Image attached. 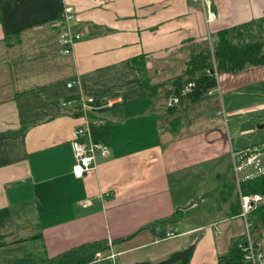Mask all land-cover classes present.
<instances>
[{
    "label": "crops",
    "instance_id": "obj_1",
    "mask_svg": "<svg viewBox=\"0 0 264 264\" xmlns=\"http://www.w3.org/2000/svg\"><path fill=\"white\" fill-rule=\"evenodd\" d=\"M67 3L83 31L71 53L61 52L56 23ZM211 8L208 20L203 0H0V264L102 241L109 247L83 264L157 262L191 244L190 264H217L245 233L234 213L240 190L220 194L219 176L235 152L264 147V64L222 72L203 102L214 112L202 104L204 123L180 132L160 122L162 101L136 60L146 58L156 86L221 28L264 16V0H211ZM81 93L94 97L90 114L100 121L91 134L109 153L76 175ZM259 172L246 166L239 180Z\"/></svg>",
    "mask_w": 264,
    "mask_h": 264
},
{
    "label": "trees",
    "instance_id": "obj_2",
    "mask_svg": "<svg viewBox=\"0 0 264 264\" xmlns=\"http://www.w3.org/2000/svg\"><path fill=\"white\" fill-rule=\"evenodd\" d=\"M217 33L218 38L215 42L212 44L207 42L192 50L189 63L181 73L156 86L148 72L146 58L143 55L136 57L148 90L153 95L160 96L162 110L158 118L165 129L178 130L189 121L185 117L198 114L201 110L198 106L203 104L209 90L217 89L220 84L219 76L222 72H237L253 65L264 64V16L257 20L221 28ZM215 64L218 77L214 70ZM190 82H193V85L187 89ZM219 179L220 194L227 197L234 195L237 189L243 193L260 192L264 194V172L238 181L233 169L224 177L219 176ZM238 206L239 208L234 213L242 215L240 199H237ZM181 211L183 209H178L172 221L179 220L182 215ZM248 219L251 222L252 238L257 247L260 243L259 239L264 235V202L251 209ZM246 238V233L234 237L228 251L218 256L217 264H244L247 261L244 247L247 243ZM5 244L6 241L0 240V246ZM108 247V241L87 243L56 257L38 258L36 255L17 257L8 260L7 264H83L92 259L94 250H105ZM194 247L195 244H191L176 250L157 262L144 260L129 264H190Z\"/></svg>",
    "mask_w": 264,
    "mask_h": 264
},
{
    "label": "built area",
    "instance_id": "obj_3",
    "mask_svg": "<svg viewBox=\"0 0 264 264\" xmlns=\"http://www.w3.org/2000/svg\"><path fill=\"white\" fill-rule=\"evenodd\" d=\"M205 2L206 11L208 12V20H212L216 17V13L211 8V0H203ZM78 19V16L70 4H65L62 8L60 15L56 19V23L61 25L64 28V31L61 32V52L71 53L74 50L76 41L83 36L82 29H74L75 22ZM210 41L211 38L209 37ZM212 44V42H211ZM215 74L218 77V70L215 64L214 67ZM74 82L69 81L68 86H72ZM193 85V82H190L187 85L189 89ZM220 88V84L217 89ZM215 89L209 90L211 93ZM175 99H177L175 97ZM94 101L93 96H88L85 94H80L79 96V109L80 115L83 118V122L78 124L75 129V138L71 140L72 149L75 156V163L73 165V172L76 175H83L88 170L97 167V156L99 154L107 155L109 153V146L105 143L99 142L92 137L91 134V124L94 122L100 121L99 118L93 117L90 114L92 103ZM112 100H110V103ZM82 135H87V140H82L80 137ZM264 149V147H263ZM261 148H249L240 152H235L233 155V169L235 170L236 176L239 181V171L244 167L249 165H254L258 167L262 172L264 170L261 167V161L259 155L261 154ZM240 199L242 205V216L246 221V239L247 243L244 246L246 253L245 258L246 262L244 264H264V252L257 246H255L252 233H251V222L248 219V214L252 208L264 201V194L260 192L253 193H243L240 191ZM84 204H89L91 201L88 198H85L82 201ZM173 233V232H169ZM98 256H103V252H97ZM112 255H115L113 252Z\"/></svg>",
    "mask_w": 264,
    "mask_h": 264
},
{
    "label": "rangeland",
    "instance_id": "obj_4",
    "mask_svg": "<svg viewBox=\"0 0 264 264\" xmlns=\"http://www.w3.org/2000/svg\"><path fill=\"white\" fill-rule=\"evenodd\" d=\"M205 99V98H204ZM174 101H176L175 99H174ZM205 101H207L206 99H205ZM204 101V102H205ZM217 102H219V107H221V104H220V101H217ZM213 103V102H212ZM212 103H210V104H212ZM218 103H216L215 105L216 106H218L217 105ZM203 105H208V104H205V103H203ZM202 104L200 105V106H203ZM200 106H198V108L200 107ZM208 108L209 109H211V107L208 105L207 107H205V109L206 110H208ZM221 108H223V106L221 107ZM210 111H213L214 112V109H211ZM202 113H204V111H200L198 114H193V115H189L188 117H185L186 118V120H189V121H187L179 130H180V132H189V131H191V129H195V128H197V127H199V124H203L204 123V119L203 118H201L200 116H201V114ZM224 114V113H223ZM214 115H216L218 118H217V120L218 119H222V115H218V114H214ZM185 120V121H186ZM198 121H200L199 123H198ZM198 124V125H197ZM261 149H263V147H261ZM262 158H264V156L263 155H261V159ZM231 170H233L232 169V167L230 168V171ZM229 171V172H230ZM228 172V173H229ZM240 174H243V171H241L240 172ZM193 199H196V197H194ZM194 202L196 203V202H198V201H196V200H194ZM200 202H201V200H200ZM199 202V203H200ZM203 206L205 205V202H204V204H202ZM28 249V248H27ZM34 255V254H33Z\"/></svg>",
    "mask_w": 264,
    "mask_h": 264
},
{
    "label": "water",
    "instance_id": "obj_5",
    "mask_svg": "<svg viewBox=\"0 0 264 264\" xmlns=\"http://www.w3.org/2000/svg\"><path fill=\"white\" fill-rule=\"evenodd\" d=\"M257 126H258L259 128H262V127H264V121H263V122H260V123H258V124H257Z\"/></svg>",
    "mask_w": 264,
    "mask_h": 264
}]
</instances>
